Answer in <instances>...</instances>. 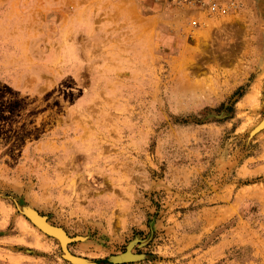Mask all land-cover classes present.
I'll use <instances>...</instances> for the list:
<instances>
[{"label":"rangeland","instance_id":"374dc122","mask_svg":"<svg viewBox=\"0 0 264 264\" xmlns=\"http://www.w3.org/2000/svg\"><path fill=\"white\" fill-rule=\"evenodd\" d=\"M231 3L0 0V264H264V0Z\"/></svg>","mask_w":264,"mask_h":264},{"label":"built area","instance_id":"2783aa9c","mask_svg":"<svg viewBox=\"0 0 264 264\" xmlns=\"http://www.w3.org/2000/svg\"><path fill=\"white\" fill-rule=\"evenodd\" d=\"M157 1V0H156ZM173 9L185 8L194 14L193 26L204 25L209 18L224 17L231 8V0H159Z\"/></svg>","mask_w":264,"mask_h":264},{"label":"bare ground","instance_id":"6f19581e","mask_svg":"<svg viewBox=\"0 0 264 264\" xmlns=\"http://www.w3.org/2000/svg\"><path fill=\"white\" fill-rule=\"evenodd\" d=\"M180 65V63L179 64H176V67H178V69H179V66ZM246 99L247 100H249L250 99V93L246 96ZM24 225H26V227H27V224H25V222H24ZM45 227V226H44ZM36 230V229H35ZM55 231V230H54ZM59 231V230H58ZM63 234V233H62ZM53 235V234H52ZM58 236V235H57ZM54 237V236H53ZM59 237V236H58ZM55 238V237H54ZM63 238V240H64V237H62ZM56 239V238H55ZM57 240V239H56ZM60 240H61V238H60ZM58 241H59V239H58ZM61 244V243H60ZM64 244V243H63ZM65 245V244H64ZM62 246V245H61ZM64 247V246H63ZM66 256V255H65Z\"/></svg>","mask_w":264,"mask_h":264}]
</instances>
